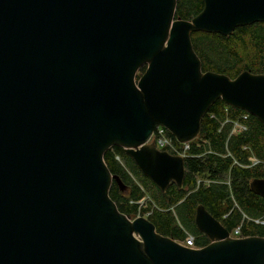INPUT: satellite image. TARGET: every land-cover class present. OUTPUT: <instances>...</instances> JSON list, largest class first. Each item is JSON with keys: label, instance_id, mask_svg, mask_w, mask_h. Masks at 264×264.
I'll return each mask as SVG.
<instances>
[{"label": "water", "instance_id": "obj_1", "mask_svg": "<svg viewBox=\"0 0 264 264\" xmlns=\"http://www.w3.org/2000/svg\"><path fill=\"white\" fill-rule=\"evenodd\" d=\"M203 2L184 20L178 0H0V264H264V237L203 205L192 249L110 197L114 146L170 201L186 161L148 143L157 127L194 141L219 99L264 124V74L204 72L192 42L264 23V0Z\"/></svg>", "mask_w": 264, "mask_h": 264}, {"label": "trees", "instance_id": "obj_2", "mask_svg": "<svg viewBox=\"0 0 264 264\" xmlns=\"http://www.w3.org/2000/svg\"><path fill=\"white\" fill-rule=\"evenodd\" d=\"M203 8V0H178L176 16L191 20ZM192 42L204 72L213 71L232 79L247 70L264 74V23L239 27L230 36L196 32L192 34ZM244 113L221 99L212 105L202 120L199 135V139L206 140L207 144L192 149V155L196 157L186 160L182 189L176 185L167 189L170 201L150 178L141 173L124 148L114 146L109 149L105 162L111 173L119 176L126 186L122 190L114 181L110 190V197L119 211L132 218L146 216L159 234L178 242L185 240V229L196 236L198 247L209 244L207 238H200L195 227V212L199 205H203L230 232L243 223L245 237H264V225L254 221L264 216V199L250 187L253 180H264V167H243L250 164V156L264 161V124L251 115L246 122L248 131L232 136V126H222L227 117L235 119ZM212 114L214 118H211ZM199 177L212 181H227L229 178L231 188L226 184H212L207 188L203 184L198 186ZM244 214L250 220L245 219Z\"/></svg>", "mask_w": 264, "mask_h": 264}, {"label": "built area", "instance_id": "obj_3", "mask_svg": "<svg viewBox=\"0 0 264 264\" xmlns=\"http://www.w3.org/2000/svg\"><path fill=\"white\" fill-rule=\"evenodd\" d=\"M250 116H251L250 114L244 113L235 119H231V118L227 117L222 126L223 127L225 125H231L232 126L231 133H230L231 136L241 134V133L246 132L248 130V125L246 124V122L250 119ZM211 118H214L213 114L211 115ZM152 142L156 145V147L160 151H166V152L170 153L171 155L183 157L185 160H187L188 158L194 157V155H192V149L193 148H201L203 145L207 144L206 140L199 139V137L197 139H195L194 141H191V142L180 143L170 133V131L163 126H159L155 129V131L152 134L148 143H152ZM117 159L119 160V157H117ZM248 161L250 164L245 165L243 167L249 168V167H253V166H257V165H263V167H264V161H261L254 156H250L248 158ZM235 164H238V163L235 162ZM205 181H209L207 185H205L206 184ZM197 184H198V186H201L203 184L206 187L211 186L212 184H226V185H228V187H230L231 181L229 178L227 181L226 180L212 181L210 179H208V180L198 179ZM244 218H247V217L244 216ZM254 221L257 224L264 225V216L261 219L254 220ZM184 231L186 234V238L183 242H180V243L183 244L184 246H186L188 248H192V249L201 248V247H198V245H197L196 236L194 234H192L191 232L185 230V229H184ZM243 231L244 230H243V223H242L240 226H238L232 232H230V236L232 238H243V237H245L243 235Z\"/></svg>", "mask_w": 264, "mask_h": 264}, {"label": "flooded vegetation", "instance_id": "obj_4", "mask_svg": "<svg viewBox=\"0 0 264 264\" xmlns=\"http://www.w3.org/2000/svg\"><path fill=\"white\" fill-rule=\"evenodd\" d=\"M249 121V120H248ZM247 121V122H248ZM248 131V130H247ZM194 157H196V155H194ZM186 161V160H185ZM172 185H175V184H172ZM207 188V187H206ZM229 188H231V186L229 187ZM261 197V196H260ZM183 201H181L180 203H182ZM195 214H196V212H195ZM244 216H246L247 218H245V219H247V220H250V218L246 215V214H244ZM194 223H195V218H194ZM195 227H196V229H197V231L199 232V230H198V228H197V226H196V224H195ZM225 227V226H224ZM226 228V227H225ZM200 233V232H199ZM201 234V237L200 238H207L208 239V243H210V240H209V238L207 237V236H205L204 234H202V233H200ZM208 245V244H207Z\"/></svg>", "mask_w": 264, "mask_h": 264}, {"label": "rangeland", "instance_id": "obj_5", "mask_svg": "<svg viewBox=\"0 0 264 264\" xmlns=\"http://www.w3.org/2000/svg\"><path fill=\"white\" fill-rule=\"evenodd\" d=\"M140 74H141V73H140ZM140 74H139V75H140ZM132 177L134 178V176H133V175H132ZM199 178H201V179H204V180H208V179H207V178H205V177H199ZM134 179H135V178H134ZM208 182H209V181H205V183H206L205 185H207V184H208ZM145 201H146V200H144V201H143V202H141V203L143 204ZM235 206L237 207V204H235ZM140 216H141V215H138L137 217H140ZM137 217H136V218H137ZM144 217H145V218H147L146 216H144ZM132 219H135V218H132Z\"/></svg>", "mask_w": 264, "mask_h": 264}]
</instances>
